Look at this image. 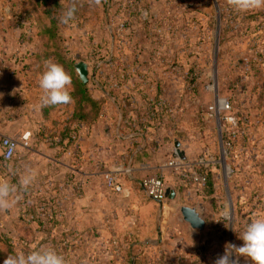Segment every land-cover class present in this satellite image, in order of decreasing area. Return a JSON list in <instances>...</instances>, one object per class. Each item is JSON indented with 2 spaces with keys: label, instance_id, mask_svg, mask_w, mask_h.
<instances>
[{
  "label": "rangeland",
  "instance_id": "rangeland-1",
  "mask_svg": "<svg viewBox=\"0 0 264 264\" xmlns=\"http://www.w3.org/2000/svg\"><path fill=\"white\" fill-rule=\"evenodd\" d=\"M11 2L17 11L32 9L31 0ZM83 2L87 19L97 26L88 37L86 59L100 67V87L121 98L136 96L138 118L153 126V144L163 142L169 155L168 169L157 176L176 192L162 211L145 197L147 247L119 225L101 248L126 252L123 264H131L132 244L149 264H215L226 244L240 246L237 234L264 216V7L237 11L231 0ZM123 76L125 82L114 79ZM122 83L128 87L125 93ZM75 93L78 109L93 110L88 90L83 93L77 85ZM176 142L185 161L176 154ZM174 160L183 169L169 167ZM183 207L198 211L205 221L203 231L184 222ZM15 216L13 204L7 214L0 210V252L8 256L39 248L59 255L69 249L100 252L95 240L101 234L94 228L79 247L76 240L63 242L61 226L15 223ZM229 219L233 228L224 225ZM239 264L250 262L240 257Z\"/></svg>",
  "mask_w": 264,
  "mask_h": 264
},
{
  "label": "crops",
  "instance_id": "crops-1",
  "mask_svg": "<svg viewBox=\"0 0 264 264\" xmlns=\"http://www.w3.org/2000/svg\"><path fill=\"white\" fill-rule=\"evenodd\" d=\"M31 8L17 11L11 0H2L0 10V180L15 188L9 196L16 210L14 221L61 226L63 242L76 240L79 247L94 228L101 234V239L95 240L100 252L69 249L61 254L65 264H123L126 252H105L101 241H108L111 230L117 232L123 225L133 238L140 239L139 245L148 246L150 225L144 199L149 198L142 182L167 170L169 155L163 142L153 144V126L138 118V106L133 104L136 96L121 98L100 87V67L86 59L91 46L88 37L97 27L87 19L89 13L82 11L79 22L63 25L55 43L49 34L50 15ZM116 44L111 43L114 50ZM48 61L62 65L70 75L71 99L41 108L39 81ZM72 62L74 68L80 62L88 66L87 85L82 84L76 69L73 78ZM76 79L86 87L90 99L101 105L99 116L89 123L85 114L76 116ZM114 79L125 82V78ZM110 81L113 83L112 78ZM122 84L125 93L128 87ZM5 137L19 144L10 163L2 159L1 140ZM26 168L36 172L27 188L20 182ZM110 175L122 186L120 194L107 186ZM39 210L42 215H36ZM132 246L129 254H135L136 264H149ZM8 253L0 252V264Z\"/></svg>",
  "mask_w": 264,
  "mask_h": 264
},
{
  "label": "clouds",
  "instance_id": "clouds-1",
  "mask_svg": "<svg viewBox=\"0 0 264 264\" xmlns=\"http://www.w3.org/2000/svg\"><path fill=\"white\" fill-rule=\"evenodd\" d=\"M231 3L237 11L264 7V0H231ZM74 12L73 8L65 10L60 17V22L71 21ZM70 84L71 77L62 65L52 61L46 62V70L42 73L39 81V86L43 90L40 107L70 102L71 97L68 92ZM35 178V170L26 168L20 182L27 188ZM14 190V186L9 182L0 180V210L7 211L11 206L9 196ZM193 220L197 223L203 222L199 217L193 218ZM224 225L226 228L232 227L231 219ZM237 238L242 241V244L240 246L233 243L226 244L224 254L215 260V264H239L240 257L250 264H264V216L257 217L248 223L243 231L237 234ZM3 264H65V261L55 250L39 248L27 255L24 253L9 255Z\"/></svg>",
  "mask_w": 264,
  "mask_h": 264
},
{
  "label": "trees",
  "instance_id": "trees-1",
  "mask_svg": "<svg viewBox=\"0 0 264 264\" xmlns=\"http://www.w3.org/2000/svg\"><path fill=\"white\" fill-rule=\"evenodd\" d=\"M32 6L34 7L35 10L37 9H41L42 11L45 12V14H49L51 19V31H50V37L52 39V41H54L55 43H58L59 39H60V30L61 27L63 25H66L67 23H61L60 22V17L62 16L63 12L69 8H73L75 9L74 12V17L71 21L72 23H77L80 21L81 17V12L82 11H88L85 2H83V0H68V1H64V0H31ZM36 5V6H35ZM71 74L73 75V78L75 76V68H74V62L71 63ZM75 86L77 88V85L79 87V89L81 88V90H83V93L87 92V89L85 86H83L80 81L78 79H76L75 81ZM92 102L93 110L90 109L88 113L85 112L86 109H89L85 106V108L80 109H76V116H82L85 114L86 116V121L89 123V121L97 118L101 112V105L99 104V102H94L92 100H90ZM79 106V104H78ZM96 110V112L94 111ZM94 111V112H93ZM82 118V117H81ZM206 179H208V177H206ZM132 259H135V254L133 253L131 255V260L130 262H132ZM136 264V262H135Z\"/></svg>",
  "mask_w": 264,
  "mask_h": 264
},
{
  "label": "built area",
  "instance_id": "built-area-1",
  "mask_svg": "<svg viewBox=\"0 0 264 264\" xmlns=\"http://www.w3.org/2000/svg\"><path fill=\"white\" fill-rule=\"evenodd\" d=\"M19 144L8 137L2 138L1 149H2V159L5 163L12 162L17 154ZM169 167L175 169H183L184 164L179 160H174L169 163ZM207 181L206 178L199 180L200 184ZM107 186L115 193L120 194L122 192V186L118 183L116 176L110 175L107 179ZM142 186L146 192L149 199L154 202H166L167 197V187L162 177L151 176L143 180Z\"/></svg>",
  "mask_w": 264,
  "mask_h": 264
},
{
  "label": "water",
  "instance_id": "water-1",
  "mask_svg": "<svg viewBox=\"0 0 264 264\" xmlns=\"http://www.w3.org/2000/svg\"><path fill=\"white\" fill-rule=\"evenodd\" d=\"M75 69L77 71V74H78L79 79L82 82V84L87 85L89 83L88 66L85 63L80 62V63L76 64ZM175 148H176V154L179 156V159L181 161H185L186 157H185L184 152H182L180 150L181 144L179 142L175 143ZM222 163L225 164L224 160L222 161ZM167 197L170 201H173L176 198V192L173 190L167 189ZM158 204L160 205V210L162 211V209L164 207V203L158 202ZM181 215L183 217L184 222L189 224L193 230H199V231L204 230L205 221L202 219V217L200 216V214L198 213V211L195 208L183 207V208H181ZM197 217H199L203 222L197 223L196 221L193 220V218H197ZM158 236H159V238L162 237L160 226H158ZM131 264H135V259H132Z\"/></svg>",
  "mask_w": 264,
  "mask_h": 264
}]
</instances>
